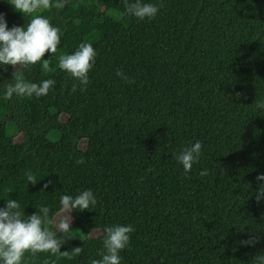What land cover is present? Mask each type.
<instances>
[{
	"label": "trees",
	"instance_id": "obj_1",
	"mask_svg": "<svg viewBox=\"0 0 264 264\" xmlns=\"http://www.w3.org/2000/svg\"><path fill=\"white\" fill-rule=\"evenodd\" d=\"M9 2L0 0L8 27L25 25ZM61 2L40 13L60 29L58 52L44 57L50 70L0 67V208L17 200L27 219L47 206L53 220L63 195L90 189L97 203L70 213L82 237L49 225L68 256L27 252L23 264H91L116 224L135 228L121 264H255L264 254V201L253 194L264 174V110L255 107L264 99V0H144L162 5L144 21L124 14L123 0ZM82 42L97 51L83 91L58 67ZM19 76L55 84L46 96L4 99ZM63 135L66 151L57 148ZM196 141L202 156L185 173L176 155ZM79 216L95 225H77ZM250 236L255 247L240 244Z\"/></svg>",
	"mask_w": 264,
	"mask_h": 264
},
{
	"label": "clouds",
	"instance_id": "obj_2",
	"mask_svg": "<svg viewBox=\"0 0 264 264\" xmlns=\"http://www.w3.org/2000/svg\"><path fill=\"white\" fill-rule=\"evenodd\" d=\"M16 11L20 12L28 22L23 26L13 25L8 27L4 13H0V67L7 70V66L20 69H28L40 64L47 72L50 70L51 59H45V54L50 53V57L58 52L61 44L60 29L52 26L49 19L40 13L51 8H63L61 0H10L9 2ZM124 14L136 18L138 21L155 19L160 4L145 3L144 0H123ZM97 51L91 43H80L78 49L73 54H61L58 60V67L66 72L71 78L79 81L80 90L86 89L90 83L89 73L96 64ZM15 71V72H16ZM14 72V73H15ZM117 75L128 83H134L122 71ZM55 81L46 79L43 82H27L22 76L16 78L14 84H8L4 91V99L10 100L14 95L17 97L39 98L46 96L53 88ZM78 85L73 84L72 91L77 90ZM237 96L240 93L236 94ZM257 110H264V99L255 102ZM202 156V143L196 141L190 147H186L176 155L177 161L183 166L185 173L190 172L193 165L199 163ZM77 164H83V158L77 159ZM201 176L208 175L207 170L200 172ZM257 188L254 196L257 203L264 201V174L256 176ZM28 182L36 183L35 177L29 175ZM47 187V185H45ZM97 200L93 192L84 190L75 197L63 195L60 197L62 210L67 211V215L59 218L56 227L62 233L68 234L72 230V211H85L94 208ZM50 209L43 206L27 219L22 217L21 207L17 200L8 199L6 208H0V264H23L25 253L32 255L38 253H51L68 256V251H61V246L65 240L57 238L49 225L54 221L49 219ZM78 230V229H77ZM79 231V230H78ZM135 231L132 225H112L104 228L103 248L100 253L101 259H93L91 264H121L120 253L129 247L131 235ZM259 243V238L250 236L246 240H241L243 246L255 247ZM76 255L82 253L83 248L73 249ZM255 264H264V254L254 257Z\"/></svg>",
	"mask_w": 264,
	"mask_h": 264
},
{
	"label": "rangeland",
	"instance_id": "obj_3",
	"mask_svg": "<svg viewBox=\"0 0 264 264\" xmlns=\"http://www.w3.org/2000/svg\"><path fill=\"white\" fill-rule=\"evenodd\" d=\"M35 118L37 120H39L41 118V115H40L38 110L35 113ZM68 146H69V137L66 136V135H63L62 138H61V141L57 144V148L59 150H61V151H66L68 149ZM18 152H19V148L15 145L13 147V149L11 150V153L13 155H16V154H18ZM65 215H67V211L66 210H62V209L55 215V217L53 219V221H54L53 226L55 228H57L56 227V222H58L59 218L62 217V216H65ZM72 222H73V220H72ZM72 222H71V224H72ZM75 223L77 225H81V226L92 227V226L95 225V219L93 217H89V216H79L76 219ZM78 230L77 229H73L71 231V235L74 236V237H82V234H81L80 230L79 231ZM91 233L95 234L96 231L93 230V231H91ZM94 259H101V257L100 256H96Z\"/></svg>",
	"mask_w": 264,
	"mask_h": 264
}]
</instances>
